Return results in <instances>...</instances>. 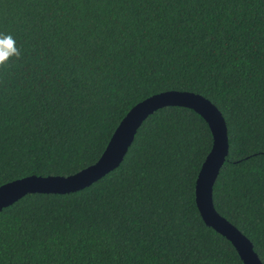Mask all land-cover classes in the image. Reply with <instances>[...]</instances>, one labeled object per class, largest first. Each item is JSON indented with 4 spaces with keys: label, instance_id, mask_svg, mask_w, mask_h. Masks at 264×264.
Listing matches in <instances>:
<instances>
[{
    "label": "trees",
    "instance_id": "1",
    "mask_svg": "<svg viewBox=\"0 0 264 264\" xmlns=\"http://www.w3.org/2000/svg\"><path fill=\"white\" fill-rule=\"evenodd\" d=\"M5 36L20 55L0 64V186L75 174L135 105L196 92L228 126L215 206L264 263V0H0ZM213 144L195 110H157L101 179L0 211V264H245L197 205Z\"/></svg>",
    "mask_w": 264,
    "mask_h": 264
},
{
    "label": "water",
    "instance_id": "2",
    "mask_svg": "<svg viewBox=\"0 0 264 264\" xmlns=\"http://www.w3.org/2000/svg\"><path fill=\"white\" fill-rule=\"evenodd\" d=\"M167 106H183L199 113L208 122L214 144L207 155L196 183V201L205 223L230 240L245 264H264L254 244L236 225L217 210L214 186L229 154V132L222 111L202 94L187 90H168L135 105L114 132L100 159L68 175H30L0 186V211L30 193H70L82 190L101 179L124 160L144 121Z\"/></svg>",
    "mask_w": 264,
    "mask_h": 264
},
{
    "label": "clouds",
    "instance_id": "3",
    "mask_svg": "<svg viewBox=\"0 0 264 264\" xmlns=\"http://www.w3.org/2000/svg\"><path fill=\"white\" fill-rule=\"evenodd\" d=\"M15 41L8 36L0 39V64H2L10 55H20L19 49L14 46Z\"/></svg>",
    "mask_w": 264,
    "mask_h": 264
}]
</instances>
